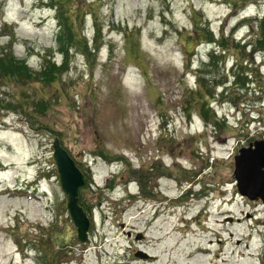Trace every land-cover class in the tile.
<instances>
[{"label":"rangeland","instance_id":"374dc122","mask_svg":"<svg viewBox=\"0 0 264 264\" xmlns=\"http://www.w3.org/2000/svg\"><path fill=\"white\" fill-rule=\"evenodd\" d=\"M62 2L66 37L54 4L0 0V264H264V204L235 176L264 141V0Z\"/></svg>","mask_w":264,"mask_h":264},{"label":"water","instance_id":"95a60500","mask_svg":"<svg viewBox=\"0 0 264 264\" xmlns=\"http://www.w3.org/2000/svg\"><path fill=\"white\" fill-rule=\"evenodd\" d=\"M53 147V158L63 192L67 196L69 214L77 228L78 240L86 244L89 242L90 220L79 205V189L85 185L84 176L58 140L54 142ZM235 176L240 195L251 201L260 199L264 203V141L241 150L240 156L236 157Z\"/></svg>","mask_w":264,"mask_h":264},{"label":"trees","instance_id":"16d2710c","mask_svg":"<svg viewBox=\"0 0 264 264\" xmlns=\"http://www.w3.org/2000/svg\"><path fill=\"white\" fill-rule=\"evenodd\" d=\"M43 1H47V3H52V4H54L55 5V9L57 10V15H58V17H59V20L61 21H63L64 22V25H63V33H64V37H66V34L68 33V31L71 29V26H70V24H68V23H66V15H62V11H63V8H64V2H62V0H43ZM236 2H238V1H236ZM59 21V22H60ZM61 24V23H60ZM261 24V27L263 28L264 27V25L262 26V23H260ZM72 30V29H71ZM99 30V29H98ZM209 32V31H208ZM210 35H212L211 33H210ZM61 38H63V36L61 37ZM63 39H65V38H63ZM258 39H260V38H258ZM212 40H214V38L212 37ZM259 40H257V42H258ZM212 43H214V44H216L217 45V43L218 42H216V41H211ZM219 44V43H218ZM64 49V53H65V57L67 56V54L71 51V49H68L67 51L65 50V48H63ZM6 54L7 53H3V54H0V57L2 56V57H6ZM4 57V58H5ZM8 57H9V55H8ZM15 61V59L13 58V56H12V58H11V60H10V63H13ZM7 65V64H6ZM244 74H249L248 72H244ZM210 104L211 103H209L208 104V106L210 107ZM215 121H216V118H215Z\"/></svg>","mask_w":264,"mask_h":264}]
</instances>
